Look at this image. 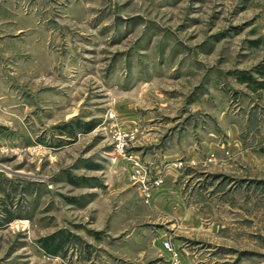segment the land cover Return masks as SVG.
I'll use <instances>...</instances> for the list:
<instances>
[{"label":"rangeland","instance_id":"374dc122","mask_svg":"<svg viewBox=\"0 0 264 264\" xmlns=\"http://www.w3.org/2000/svg\"><path fill=\"white\" fill-rule=\"evenodd\" d=\"M194 261L264 264V0H0V264Z\"/></svg>","mask_w":264,"mask_h":264},{"label":"built area","instance_id":"2783aa9c","mask_svg":"<svg viewBox=\"0 0 264 264\" xmlns=\"http://www.w3.org/2000/svg\"><path fill=\"white\" fill-rule=\"evenodd\" d=\"M108 115H109V117H112L113 113L109 112ZM112 136H113V142H114L116 151H118L119 153H122L125 156L126 155L128 134L126 132L120 130V129H116V130H114ZM158 182H160V179L155 181L156 184ZM162 246L164 249H166L169 252L173 251V247H172L170 240H168L166 238L162 240Z\"/></svg>","mask_w":264,"mask_h":264},{"label":"crops","instance_id":"0c3cea01","mask_svg":"<svg viewBox=\"0 0 264 264\" xmlns=\"http://www.w3.org/2000/svg\"><path fill=\"white\" fill-rule=\"evenodd\" d=\"M157 150H159L158 152H159V154H157L156 156H155V158L153 159V161H155L156 163H157V165L155 166V175H160V172H161V164L163 163V162H165L166 161V155H165V153L163 152V148L161 147V146H159V149H157ZM161 152V153H160ZM159 164V165H158ZM176 173H179V170H176V169H172L171 168V172L169 173V169H165V173H163V177L164 178H167V177H169V175L172 177V180L173 179H175V176L177 175ZM165 181V180H164ZM169 181V180H168ZM168 181H166V182H168ZM161 187V186H160ZM159 187V188H160ZM158 188V189H159ZM163 194V193H162ZM158 195L160 196L161 195V193H159L158 192ZM160 197H163V196H160ZM163 239H165V238H163ZM162 239V240H163ZM162 240L160 241V246H161V248L164 250V251H167L166 249H164L163 248V246H162ZM182 251L184 252L185 251V249H183L182 248ZM181 250L178 252L179 253V255H180V253L182 252ZM168 252V251H167ZM169 253V252H168ZM174 261V260H173ZM193 264H201V263H198V262H195L194 261V263Z\"/></svg>","mask_w":264,"mask_h":264}]
</instances>
